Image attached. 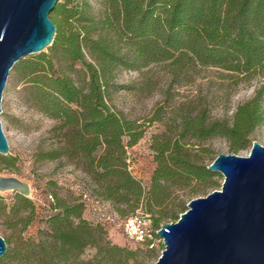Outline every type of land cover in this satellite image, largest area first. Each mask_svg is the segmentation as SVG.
I'll use <instances>...</instances> for the list:
<instances>
[{"label": "trees", "instance_id": "16d2710c", "mask_svg": "<svg viewBox=\"0 0 264 264\" xmlns=\"http://www.w3.org/2000/svg\"><path fill=\"white\" fill-rule=\"evenodd\" d=\"M50 18L56 31L48 52L21 58L11 68L24 84L26 101L55 121L54 144L36 156L82 170L91 194L110 202L120 217L140 208L154 227L177 220L176 213L164 210L173 193L218 175L198 162L190 141L221 136L235 153L264 124V82L238 105L230 123L208 120L205 109L194 116L177 114L170 134L152 146L156 165L146 187L129 170L126 150L142 138L143 124L109 103L119 69L164 63L172 77L196 67L264 75V0H58ZM49 197L53 212L45 219L46 230L29 245L8 246L0 261L21 256L35 264H143L152 255L153 247L112 243L103 223L84 217L81 195L68 200L51 192ZM5 207L0 198L2 214ZM34 213L32 201L16 193L8 211L11 226L24 230ZM13 236L3 237L6 246ZM88 247L93 256L81 259Z\"/></svg>", "mask_w": 264, "mask_h": 264}, {"label": "rangeland", "instance_id": "374dc122", "mask_svg": "<svg viewBox=\"0 0 264 264\" xmlns=\"http://www.w3.org/2000/svg\"><path fill=\"white\" fill-rule=\"evenodd\" d=\"M44 52H48V47ZM168 70L164 63L152 64L140 71L119 69L114 79L118 87L109 95V103L117 111L143 124L142 138L126 150L129 170L146 187L156 165L152 146L162 139L163 134H170L168 128L171 129L178 123L177 114L194 116L199 109H205L208 120L230 123L238 105L252 99L257 88L264 82L262 74L242 77L214 67H196L176 77H172ZM23 85L14 69H11L0 104L1 128L9 146L7 154H0V175L15 176L26 182L30 188L26 197L35 205L33 221L19 231L21 226H11L13 219L8 216L17 192L0 191V198L6 205V213L0 212V235L7 238L13 233L11 243L7 244L11 248L16 244L25 246L36 242L40 237L39 232L46 230L45 219L53 212L49 209L51 192L68 200L78 198L81 191L87 192L93 199L97 198L91 194L90 181L82 170L64 160L37 158L39 149L49 148L55 142L50 131L55 121L26 101ZM260 103L264 108V96ZM248 138L249 143L235 154L248 155L252 141L264 146V124L255 127ZM190 142L192 154H197L198 162L206 165L218 154L232 153L228 141L221 136H212L201 144L193 140ZM214 173L218 175L209 182L192 181L190 185L176 190L174 198H170L171 201L165 205L164 210L169 214L176 213L178 217L182 207L187 208L190 199L219 189L223 176L218 172ZM84 217L93 223H103L112 243L132 249L138 247L114 224L99 220L91 207L84 211ZM162 249V241H155L152 255L145 258L143 264H155ZM93 254L94 249L88 247L81 259H89ZM0 264H35V260L20 256L18 259L1 260Z\"/></svg>", "mask_w": 264, "mask_h": 264}, {"label": "water", "instance_id": "95a60500", "mask_svg": "<svg viewBox=\"0 0 264 264\" xmlns=\"http://www.w3.org/2000/svg\"><path fill=\"white\" fill-rule=\"evenodd\" d=\"M57 2L0 0V104L13 65L51 45ZM8 152L0 123V154ZM207 169L223 176L220 188L190 199L177 220L160 225L163 249L155 264H264V146L252 141L246 156L218 154ZM29 189L0 175V191L27 196ZM6 249L0 235V257Z\"/></svg>", "mask_w": 264, "mask_h": 264}, {"label": "built area", "instance_id": "2783aa9c", "mask_svg": "<svg viewBox=\"0 0 264 264\" xmlns=\"http://www.w3.org/2000/svg\"><path fill=\"white\" fill-rule=\"evenodd\" d=\"M80 195L85 210L91 207L99 220L114 224L131 242L151 248L155 241H162L157 232L160 227H154L150 215L142 209L138 208L129 216L120 217L112 209L110 202L99 198L93 199L85 191H81Z\"/></svg>", "mask_w": 264, "mask_h": 264}]
</instances>
